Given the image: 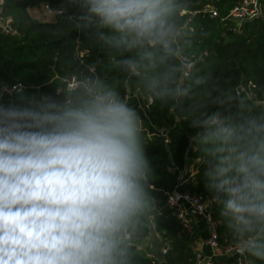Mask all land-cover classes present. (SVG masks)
Listing matches in <instances>:
<instances>
[{
	"label": "clouds",
	"instance_id": "clouds-1",
	"mask_svg": "<svg viewBox=\"0 0 264 264\" xmlns=\"http://www.w3.org/2000/svg\"><path fill=\"white\" fill-rule=\"evenodd\" d=\"M74 3L65 21L125 79L93 61L54 93L0 85V264H139L158 208L129 85L190 121L231 245L264 261V100L201 74L190 0Z\"/></svg>",
	"mask_w": 264,
	"mask_h": 264
},
{
	"label": "trees",
	"instance_id": "trees-1",
	"mask_svg": "<svg viewBox=\"0 0 264 264\" xmlns=\"http://www.w3.org/2000/svg\"><path fill=\"white\" fill-rule=\"evenodd\" d=\"M237 3L238 0H190L189 23L198 33L196 46L201 74H211L213 80L225 87L252 90L257 99L264 100V0H259L260 15L241 22L229 16ZM44 5L53 11L63 9L64 15L47 12ZM210 8L216 12L215 16L211 15ZM30 10H42L43 15L51 14L53 19L41 21L34 18ZM77 11L74 0H3L0 15L11 19L14 31L5 33L0 29V85L11 87L21 83L26 92L39 88L54 93L65 88V77L93 61H103L102 74L109 83H122L123 74L110 66L104 50L92 45L85 34L65 21ZM121 91L144 120L145 150L153 169V195L158 208L153 229L166 247L162 258L157 259L144 255L136 246L139 264H194V234L178 216L186 203L181 199L171 203L169 197L174 192L178 195L188 192L212 199L205 187L202 166L195 175V182L188 172L185 181H177V171L197 159L198 153L192 150L189 140L195 132L182 115L169 112L153 101L148 104L136 87H121ZM4 98L12 97L5 94ZM161 128L169 138L166 143L159 132ZM210 213L217 223L220 239L226 236L230 239L214 201L210 203ZM150 230L141 239L146 238ZM237 255H215L213 264H236ZM247 257L255 264H264V261Z\"/></svg>",
	"mask_w": 264,
	"mask_h": 264
},
{
	"label": "built area",
	"instance_id": "built-area-1",
	"mask_svg": "<svg viewBox=\"0 0 264 264\" xmlns=\"http://www.w3.org/2000/svg\"><path fill=\"white\" fill-rule=\"evenodd\" d=\"M3 4V0H0V12H1V5ZM45 7V5H44ZM46 8V7H45ZM47 12H50L46 8ZM211 15L215 16L216 12L214 9L210 8ZM260 15V7H259V0H238V3L231 9L229 16L236 20L237 22H241L243 20L252 19L256 16ZM0 29L5 33L13 32V28L11 26V19L9 17H3L0 15ZM147 103H151L152 100L146 97ZM141 102V101H140ZM160 134L163 137V141L166 143L169 141L167 136L166 130L161 128L159 130ZM170 169V168H169ZM187 171L185 169H179L177 171V181L183 182L186 179L185 173ZM179 199H181L184 203H186L193 212L203 219L209 226V236H208V248L210 250V254L205 255L201 253L195 254V261L194 264H213L212 257L215 255H232L234 248L231 244L228 243V239L226 237L220 239L219 235L217 234L216 228L217 223L213 220L211 213H210V203L212 199L201 198L198 195H192L188 192L179 195ZM178 199V200H179ZM178 200H175L173 194L169 197V201L171 203H177ZM186 210L184 208L179 210L178 216L181 218L186 224ZM166 247L164 246L161 250L162 253H165ZM236 264H255V262L249 259L247 256L237 255L236 257Z\"/></svg>",
	"mask_w": 264,
	"mask_h": 264
},
{
	"label": "crops",
	"instance_id": "crops-1",
	"mask_svg": "<svg viewBox=\"0 0 264 264\" xmlns=\"http://www.w3.org/2000/svg\"><path fill=\"white\" fill-rule=\"evenodd\" d=\"M142 100V99H141ZM195 161V160H190ZM196 163V162H194ZM193 166L189 163L186 164L185 170L190 174L191 179H193V182H195V175L197 174V170L192 168ZM183 208L186 210V226L189 228L190 232L194 234V244H193V251L196 253H201L208 255L210 254V250L208 248V232H209V226L208 224L198 217L193 210L185 204ZM136 246L138 249H140L144 255L146 256H153L157 259L162 258V248L163 243L160 239L159 234L151 228L149 235L141 240H138L136 242Z\"/></svg>",
	"mask_w": 264,
	"mask_h": 264
},
{
	"label": "rangeland",
	"instance_id": "rangeland-1",
	"mask_svg": "<svg viewBox=\"0 0 264 264\" xmlns=\"http://www.w3.org/2000/svg\"><path fill=\"white\" fill-rule=\"evenodd\" d=\"M41 9H42V7H41ZM41 11H42V10H41ZM41 11H39V12H34V11L30 10V14H31L34 18H37V19H39V20H41V21H50V20L53 19L51 14H44V15H43V14L41 13ZM194 162H196V163H194ZM189 164L192 165V166H193L192 168H193V169H196V170H197V173H198L199 169L201 168V166L199 165V161L196 159L195 161H190ZM191 176H192V175H191ZM226 238L228 239V243L231 244V243H230V239H229L227 236H226ZM233 254H236L235 250L233 251Z\"/></svg>",
	"mask_w": 264,
	"mask_h": 264
},
{
	"label": "water",
	"instance_id": "water-1",
	"mask_svg": "<svg viewBox=\"0 0 264 264\" xmlns=\"http://www.w3.org/2000/svg\"><path fill=\"white\" fill-rule=\"evenodd\" d=\"M173 197H174L175 200L179 199V195L177 193H175V192L173 193Z\"/></svg>",
	"mask_w": 264,
	"mask_h": 264
}]
</instances>
